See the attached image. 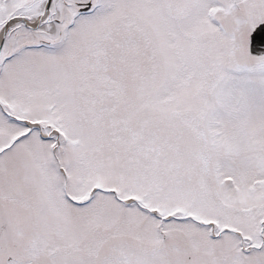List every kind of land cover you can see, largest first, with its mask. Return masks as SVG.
I'll return each instance as SVG.
<instances>
[{
    "label": "snow or ice",
    "instance_id": "obj_1",
    "mask_svg": "<svg viewBox=\"0 0 264 264\" xmlns=\"http://www.w3.org/2000/svg\"><path fill=\"white\" fill-rule=\"evenodd\" d=\"M0 264H264V0H0Z\"/></svg>",
    "mask_w": 264,
    "mask_h": 264
}]
</instances>
